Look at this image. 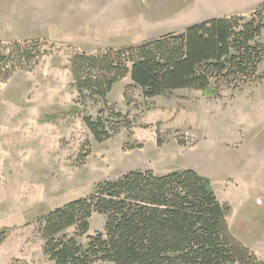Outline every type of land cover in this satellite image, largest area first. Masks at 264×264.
<instances>
[{
    "label": "rangeland",
    "instance_id": "1",
    "mask_svg": "<svg viewBox=\"0 0 264 264\" xmlns=\"http://www.w3.org/2000/svg\"><path fill=\"white\" fill-rule=\"evenodd\" d=\"M263 3L0 0V47L36 42L45 53L30 71L15 72L0 83V264H50L35 219L89 196L97 183L130 171L163 175L183 170L226 180L212 182L211 188L219 203L230 206V234L264 262V200L237 203L223 187L228 179L248 183L250 167H258L255 159L264 156V61L258 80L237 90L222 88L218 97L177 90L145 100L133 88L127 104L123 90L130 81L118 82L108 103L132 125L101 144L82 122L84 113L95 119L100 105L45 121L66 111L76 97L69 87L72 54L140 45L209 19L248 18ZM103 226L104 217L93 214L79 243L103 232Z\"/></svg>",
    "mask_w": 264,
    "mask_h": 264
},
{
    "label": "trees",
    "instance_id": "2",
    "mask_svg": "<svg viewBox=\"0 0 264 264\" xmlns=\"http://www.w3.org/2000/svg\"><path fill=\"white\" fill-rule=\"evenodd\" d=\"M264 3L248 17L205 20L182 33H169L140 45L76 52L69 60L73 104L45 116L53 122L72 117L88 104L100 105L97 116L82 122L101 144L129 130L127 115L108 103L113 87L126 77L123 90L141 91L145 100L177 90L218 97L222 88L240 89L260 77L264 61ZM35 43L0 47V83L27 72L44 56ZM230 206L221 204L210 181L192 170L155 175L130 171L115 181L97 183L87 197L69 201L37 217L42 253L50 264H264L230 234ZM93 214L104 217L103 232L89 231ZM68 231H73L72 235Z\"/></svg>",
    "mask_w": 264,
    "mask_h": 264
},
{
    "label": "crops",
    "instance_id": "3",
    "mask_svg": "<svg viewBox=\"0 0 264 264\" xmlns=\"http://www.w3.org/2000/svg\"><path fill=\"white\" fill-rule=\"evenodd\" d=\"M258 159H260L259 162H258ZM254 163L258 167H256L255 169L250 167L249 169L250 179L249 181H246L248 183L242 182L241 180L237 181L236 179H228L227 184L223 183L224 189L227 192H230L229 196H231L233 199H236L237 203H245L246 200H249L251 198L252 199L256 198L258 200H262V199L264 200V156H259L258 158H256ZM219 178L220 176H218V178H215V179L214 178H211V179L207 178V179H209V181L211 182V186L213 185L212 182H217V180L226 181L225 179L221 180ZM244 184H247V186ZM217 198L218 196H216V199Z\"/></svg>",
    "mask_w": 264,
    "mask_h": 264
}]
</instances>
